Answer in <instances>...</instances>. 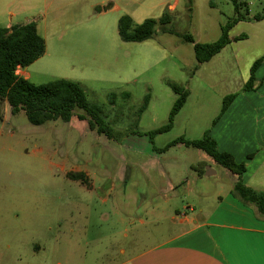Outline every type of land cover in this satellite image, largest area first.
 Wrapping results in <instances>:
<instances>
[{
    "label": "rangeland",
    "instance_id": "1",
    "mask_svg": "<svg viewBox=\"0 0 264 264\" xmlns=\"http://www.w3.org/2000/svg\"><path fill=\"white\" fill-rule=\"evenodd\" d=\"M179 2L174 11L159 7V1L129 7L124 14L136 25L164 15L171 20L168 25L159 23L154 37L141 43L123 42L114 16L98 13L107 10L104 7L68 11L49 28L44 55L27 67L28 81L79 83L89 102L101 108L107 129L102 133L98 127L91 129L90 117L80 109L68 123L34 126L24 111L12 115L4 105L8 121L4 125L0 121V149H6L0 152V212L9 218L19 214V219L13 225L0 223V229L30 228L23 247L25 262L122 264L155 244L153 225L140 223L148 218L146 208L163 203L159 194L168 179L183 185L193 181L194 169L188 166L194 164L205 169V175L208 168L216 172L204 177L212 183L209 193L218 185L228 186L231 172L211 160L204 166L200 155L206 154L201 150L182 144L162 150L177 139L198 140L209 132L221 114L224 95L238 94L255 61L264 57V20L253 19L264 14V0H237L241 15L248 14L250 20L233 24L229 31L233 44L201 65L194 45L183 36L191 35L199 44L214 43L239 15L233 0ZM8 20L6 15L0 23ZM242 35L247 39L234 42ZM255 78L264 95V61ZM169 83L189 97L172 129L152 135L168 124L178 98ZM147 96L149 105L141 112ZM113 183L116 189L109 192ZM179 192L184 194L182 187ZM194 195L190 200L179 196L177 206L194 204ZM26 198L29 225L23 220ZM120 218L127 224L122 225ZM168 227L157 226L164 238ZM38 248L39 257L34 254Z\"/></svg>",
    "mask_w": 264,
    "mask_h": 264
},
{
    "label": "crops",
    "instance_id": "2",
    "mask_svg": "<svg viewBox=\"0 0 264 264\" xmlns=\"http://www.w3.org/2000/svg\"><path fill=\"white\" fill-rule=\"evenodd\" d=\"M145 1H159V7L166 6L170 11L176 10L180 3L179 0H174L173 3L170 0H0V20L6 15L9 19L6 24L0 23V28L11 29L13 26L34 22L39 34L46 39L49 28L68 11L81 7L90 11L95 7H104L107 10H100L98 13L112 14L118 23L123 16H127L124 13L130 12L129 7H141ZM236 41L239 40L234 39ZM231 44L233 43L230 42L226 47ZM17 74L29 79L27 68H19ZM246 82L240 85L234 102L207 133L216 141L221 152L232 154L237 163L246 165L243 183L250 189L264 193V95L258 88L244 92ZM7 121V117H4L1 123L4 125ZM5 150L0 149L1 155ZM200 159V163L205 166L210 160L214 162L207 155H200ZM188 167L196 168L194 164ZM202 170L204 172L201 175ZM208 173L209 176L205 175V169L194 170V180L186 181L185 185L182 181L167 180L165 190L159 194L164 196L163 203L146 208L148 218L140 223L141 226L153 225L155 244L144 247L122 264H264V218L259 216L253 206L243 203L234 195L233 188L238 181L236 175L231 173L227 177L228 186L218 185L209 193L207 190L212 183L204 181V177H213L216 172L209 168ZM123 186H126L125 182ZM181 187L188 200L195 194L194 204L182 208L177 206L180 200L178 197L184 196L179 192ZM115 189L113 183L109 192H114ZM125 190L126 188L122 193H126ZM23 201V220L29 225V202L27 198ZM103 202L106 203L107 199ZM133 204L137 205L136 199ZM15 219H19V214L9 218L7 213L0 212L2 226L13 225ZM119 221L122 225L127 224L125 218H120ZM160 224L170 225L166 238L160 231L162 228H157ZM29 232L30 228L16 231L1 227L0 264H30L28 260L24 261L23 256L25 237ZM14 238L17 239V244H14ZM40 252L38 248L34 254L39 257Z\"/></svg>",
    "mask_w": 264,
    "mask_h": 264
},
{
    "label": "trees",
    "instance_id": "3",
    "mask_svg": "<svg viewBox=\"0 0 264 264\" xmlns=\"http://www.w3.org/2000/svg\"><path fill=\"white\" fill-rule=\"evenodd\" d=\"M235 12L239 15L233 23H229L222 29L221 38L211 44L196 43L191 35L183 36V39L194 45L195 57L198 65L209 62L218 55L231 41L229 31L239 21L250 20L247 16L241 15V4L233 0ZM254 20H264V14L255 16ZM168 15L160 20L147 19L141 24H135L129 16H123L118 23V33L123 42H145L154 37L157 25L170 24ZM166 32V29H163ZM247 39L240 36L237 40ZM46 51L45 39L39 34L37 24L32 22L25 25L13 26L11 29L0 28V121H3V107L9 106L12 115L24 111L28 121L34 126H43L49 122L61 120L68 123L74 117L76 109L83 110L90 117V127L102 133L107 128L102 118V110L99 106L89 102L87 95L79 83L58 79L43 85H34L17 74L19 68H27L39 60ZM264 61V57L253 64L250 71V78L243 87L244 92L254 91L256 86L255 73ZM197 69V67L195 68ZM174 93L178 96L175 105L170 113L169 122L164 127L151 133L152 135L168 132L172 129L175 117L182 110L187 102L189 93L183 88L169 83ZM113 97V96H112ZM237 94L226 97L223 101V108L218 119L228 110L236 99ZM149 105V97L141 112ZM84 120V116L79 117ZM217 120L215 122H217ZM184 144L206 153L216 164L230 171L238 177L233 188L234 195L243 203L253 206L260 217L264 218V193L248 188L242 181L247 168L244 163H237L232 154L221 152L214 139L206 133L201 139L186 140L177 139L170 143L162 151ZM203 165V164H202ZM205 166V165H204ZM201 169V168H200ZM196 170V168L194 169ZM203 170L200 173L203 174Z\"/></svg>",
    "mask_w": 264,
    "mask_h": 264
},
{
    "label": "water",
    "instance_id": "4",
    "mask_svg": "<svg viewBox=\"0 0 264 264\" xmlns=\"http://www.w3.org/2000/svg\"><path fill=\"white\" fill-rule=\"evenodd\" d=\"M209 171V168L207 169ZM207 176H209L210 174L209 173H206Z\"/></svg>",
    "mask_w": 264,
    "mask_h": 264
}]
</instances>
